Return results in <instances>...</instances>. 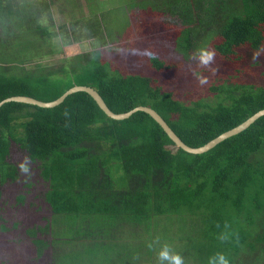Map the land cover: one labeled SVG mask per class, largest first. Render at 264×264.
<instances>
[{
	"label": "trees",
	"instance_id": "trees-1",
	"mask_svg": "<svg viewBox=\"0 0 264 264\" xmlns=\"http://www.w3.org/2000/svg\"><path fill=\"white\" fill-rule=\"evenodd\" d=\"M140 2L160 15L157 21L137 17L130 0L132 30L140 32L133 37L157 36L156 26L175 33L169 37L173 42L165 39V56L160 48V56L152 51L141 56L146 66L184 73L188 81L216 74L222 83L210 90L227 102L186 104L150 75L126 74L125 62L110 58L104 46L106 25L92 21V13L85 16L86 42L96 40L102 48L75 54L57 69L29 66L31 57L25 58L23 47L18 50L15 23L0 17V102L13 96L51 102L76 85L89 86L115 113L155 109L191 147L264 109V85L238 82L246 73L264 79V0ZM46 6L47 22L38 23L31 10L29 18L36 21L23 28L47 42L61 28L52 31L50 0ZM38 221L43 225L33 223ZM19 224L31 225L27 236L51 254L62 238L85 235L88 264H122L128 255L124 264H164V251L169 261L179 255L182 264H210L213 258L219 264L218 254L228 264H264V116L212 150L191 154L150 114L113 119L87 92L70 94L54 108L6 103L0 107V228L5 236L9 227L16 234ZM127 232L129 237L120 236ZM17 238H9L10 245ZM133 247V255L123 254Z\"/></svg>",
	"mask_w": 264,
	"mask_h": 264
},
{
	"label": "rangeland",
	"instance_id": "rangeland-1",
	"mask_svg": "<svg viewBox=\"0 0 264 264\" xmlns=\"http://www.w3.org/2000/svg\"><path fill=\"white\" fill-rule=\"evenodd\" d=\"M129 1L130 0H50L52 7L51 11L54 16V24H50L49 26L54 32L60 28L61 30L59 31V37L53 41L48 40L47 42L44 37L41 36V33L38 35L33 33L32 35L28 32L25 33L26 28H23V25H27V23L32 25L36 21L34 18H29L31 10L38 14V23L41 25L49 20L50 16L48 17L49 11L46 6V0H2L0 1V17L2 19L7 18V21L15 23L13 26L15 31L14 34L17 42L22 44L18 50H22L21 47H23L26 53L25 58L31 57L29 59V66L36 67L40 65L41 67L57 69L61 65H66L70 59L75 57V54H81L87 49L92 50L93 48L96 49L101 47L100 43L96 40H94V43L86 42L85 16H89L90 13H92V21H103L106 25L109 37L107 38L108 40L105 41L104 46L107 47L110 58L114 61H119L121 59V62H125L124 67H126V70H124V72L126 74L144 72L156 81L157 87H161L165 92L176 94L175 96L180 98V100L186 104L194 105L196 102H199L200 104L215 106L219 102H227L223 96L220 97L217 92H211L210 90L211 87L216 86L215 83H222L218 80L216 74H206L203 79L196 78L195 80L188 81L184 73L169 75L167 71H153L148 67V65L146 66L145 61L142 60L141 56H144L146 51H152L153 55L160 56V53L157 51L159 48L161 55L165 56L167 48L166 45H168V43L165 42V39L171 37L175 33H170L169 30L166 29L168 31L167 35V33L163 32L161 28L156 26L155 32L153 33L157 34V36L152 35L150 38L146 36L145 38L138 39L137 37H133L136 33L139 34L140 32L139 30H132V26L135 25V21L130 19V14H127V12L132 10L131 5L128 4ZM134 1L137 4V17L141 16V14L148 17V19L153 16L157 21L160 15L158 10L157 12H152L150 9L148 10L145 8V6L141 7L142 2H140V0ZM133 16L135 18L134 14ZM81 18H83V20L78 21V23L74 26L69 24L72 20ZM67 24L69 25L67 26ZM2 30L3 28L1 27L0 36L4 35ZM142 39H145V41ZM169 40L173 42L170 38ZM193 41H195L194 38H192V42ZM65 43L70 44L66 45ZM201 43V40H197L194 45L200 46ZM124 52L126 57L122 59L121 54ZM173 55H176L174 51ZM37 56L42 57L40 58ZM262 67L264 70V59L262 60ZM238 82L264 85V79L257 77L255 74L252 75L251 73L243 74V76L239 78ZM46 215L47 217L50 216L49 214ZM46 215H43V217ZM38 222L33 223H37L38 225L42 224L41 222ZM13 224L16 225V223ZM30 227L31 225H27V227H25L24 225L19 224L16 234L11 233L13 229L9 227L10 229L5 231L6 236L0 228V238H2L0 239V246H3V249L5 246L4 251L6 252L7 243L10 245L9 238L12 239L13 235H15L16 238L18 236L17 243L10 245V249L13 251L16 258V264H51V260L53 258L50 257V253L46 251V249L39 242H37L34 237L30 238V236H27V230ZM71 234L73 235V232H71ZM120 236L129 237V233L127 232V235L123 233ZM78 240H85V243L89 242L88 239H85V235L82 239ZM102 244L103 241L101 242V245ZM58 249L60 252L66 254V259H64V255L59 253L60 262H62L59 264L89 263L86 259L87 257H74V254L72 255L71 253H68L69 250L66 248V245L62 244L61 248ZM125 249L126 248H124V250ZM135 251L136 248L133 247L130 248L128 252L123 251V254L133 255ZM129 256L130 255L120 262L122 264L128 262L130 259ZM94 261L98 262V260ZM52 262L54 263V261ZM165 262L167 264H172V261H169L168 257L165 259Z\"/></svg>",
	"mask_w": 264,
	"mask_h": 264
},
{
	"label": "water",
	"instance_id": "water-1",
	"mask_svg": "<svg viewBox=\"0 0 264 264\" xmlns=\"http://www.w3.org/2000/svg\"><path fill=\"white\" fill-rule=\"evenodd\" d=\"M80 91L87 92L88 94H90L95 99V101L98 103L100 108L109 117L116 119V120L127 119L138 111H144L150 114L156 120V122L160 124V126L164 129V131L168 134V136L176 144L177 147L182 148L183 150L191 154H203V153H206L212 150L222 141L241 133L242 131L247 129L250 125H252L256 120L264 116V109H262L258 111L257 113H255L254 115H252L251 117H249L246 121H244L240 125L222 133L218 137L209 141L207 144L201 147H191L187 145L177 135V133L171 128V126L166 122V120L155 109L149 106H138L132 109L131 111H128L125 113H115L108 107V105L104 101L103 97L99 94V92L95 90L93 87H89V86L76 85L70 88L69 90H67L61 97L51 102L42 101V100L30 97V96H13V97H9L3 100L2 102H0V107H2L6 103L18 102V103L35 105V106H39L42 108H54L60 105L61 103H63L66 97L69 96L70 94L80 92Z\"/></svg>",
	"mask_w": 264,
	"mask_h": 264
},
{
	"label": "crops",
	"instance_id": "crops-1",
	"mask_svg": "<svg viewBox=\"0 0 264 264\" xmlns=\"http://www.w3.org/2000/svg\"><path fill=\"white\" fill-rule=\"evenodd\" d=\"M60 228L63 230L64 226L61 225ZM67 237H68V235H67ZM83 237H84V235H83ZM80 239H82V238H80ZM62 244L66 245V248H68V250H69L68 253H71L72 255L74 254V256L87 257L89 255L90 242H86L85 243V240L75 239V241H73V240H70V239H67V238H62V240L57 241L55 243V245H53L52 254L50 253V257L53 258L51 260V264L62 263V262H60L59 253L63 254L64 257H65L64 259H66V256H65L66 254H64L63 252H60L59 249H58V248H61ZM41 245L44 247L43 244H41ZM87 245L89 246V248L87 247ZM10 248L11 247H7L6 252L4 251L5 246H4V249H3V246L0 248V264H16V258L14 256L13 251ZM87 248H88V250H87ZM52 261H54V263Z\"/></svg>",
	"mask_w": 264,
	"mask_h": 264
},
{
	"label": "clouds",
	"instance_id": "clouds-1",
	"mask_svg": "<svg viewBox=\"0 0 264 264\" xmlns=\"http://www.w3.org/2000/svg\"><path fill=\"white\" fill-rule=\"evenodd\" d=\"M207 56L210 58L211 53H207ZM202 58H205V57H202ZM205 62H207L206 59H205ZM161 255L164 257H168V252L164 251L161 253ZM170 259L172 261V264H182V259L179 255H174ZM218 260H219V264H228L227 260L225 259L223 255L218 254ZM210 264H217V259L213 258Z\"/></svg>",
	"mask_w": 264,
	"mask_h": 264
}]
</instances>
